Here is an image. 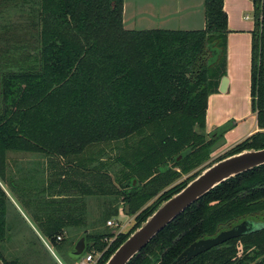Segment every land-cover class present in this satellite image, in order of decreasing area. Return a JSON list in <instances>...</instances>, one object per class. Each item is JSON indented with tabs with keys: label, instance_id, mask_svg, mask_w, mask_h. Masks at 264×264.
<instances>
[{
	"label": "trees",
	"instance_id": "trees-1",
	"mask_svg": "<svg viewBox=\"0 0 264 264\" xmlns=\"http://www.w3.org/2000/svg\"><path fill=\"white\" fill-rule=\"evenodd\" d=\"M251 1L250 106L259 130L209 165L264 147V0ZM28 2L33 42L11 41L0 55V245L7 234L8 207L13 206L6 188L20 199L36 193L32 201L39 211L34 219L56 249L64 248L66 239L56 237L64 234L65 226L86 224L73 208L63 218L54 217L52 201L37 202L51 188L24 187L17 168L9 167L10 154H40L50 167L57 164L60 173L69 170V184L78 183L76 191L104 198L99 223L117 216L119 208L135 214L134 227L126 233L116 235L106 225L90 233L77 231L67 256L84 236V253L101 252L97 264H104L161 202L209 165L143 207L167 184L166 176L178 175L172 167L188 170L232 127L230 122L205 131L208 96L226 73L223 0H203L205 27L195 30L126 29L124 0ZM114 142L124 144L123 155L115 159L122 168L114 176L73 163L93 146ZM76 175L85 176L95 189L77 181L80 176L75 180ZM140 179L145 182L140 184ZM246 219L264 221V165L203 195L127 264H169L190 243ZM0 258L8 264L1 251ZM185 264H264V228L212 247Z\"/></svg>",
	"mask_w": 264,
	"mask_h": 264
},
{
	"label": "rangeland",
	"instance_id": "rangeland-1",
	"mask_svg": "<svg viewBox=\"0 0 264 264\" xmlns=\"http://www.w3.org/2000/svg\"><path fill=\"white\" fill-rule=\"evenodd\" d=\"M248 1L250 3L249 9L244 11L243 15L247 14L249 18L254 21L253 4L251 0ZM25 2L26 0H0V55L3 54V50L5 49L6 46L8 47V43L10 44L11 41L33 42L32 34L34 30L31 24L32 5H30L31 4L30 2L26 4ZM124 2L126 5L128 3L131 4L133 3V5H135V4H142L144 0H124ZM246 89L247 86L241 84L238 88L235 89V95L231 96L232 98L226 102L230 104L234 103L235 106L238 107L237 109L239 112H242L245 107H248L251 115L252 112L249 101L247 100V98H244V95L247 92ZM240 133L241 132H239V134ZM243 134L245 133H241V136ZM123 145H124L123 143L114 142V143H105V144L93 146L87 151L86 155H83L82 158L77 161L74 160L75 162L73 163L78 165L80 168L81 167L94 168V170L96 171L105 169L114 176L115 173L119 172L122 168L121 165L117 161H115V159L116 157L123 155V151H124V149L122 148ZM228 151H229L228 148L222 146L221 148L213 152H209L207 155L199 156L196 161H192L190 163L191 167L188 170H182L178 166L172 167V170L178 171V175L176 177H172L171 175L166 176L165 179L167 181V184L157 193L151 195L150 199L147 200V202H145L143 207H148L153 203L157 202L159 198L164 195L165 192L170 191L176 184L186 179L188 180L193 175V173L203 169L204 167L209 165L212 161L216 160L219 157H222ZM8 160H9V167L17 168V178H19V183H22L24 187L31 188L36 186L39 188L45 186L51 188V190L47 192L46 195L42 194L43 196L42 195L39 196L40 199L37 202L42 203L41 201L43 202L45 201V203H48L49 201H52L50 202L51 205V203L53 202L59 203L61 202V200H63L61 202L63 205L73 208L75 213H79L81 214V216L84 217L86 226L79 224V227L74 228L75 230H80L79 233L83 229H86V233H90L92 231L103 229L105 227L106 224L99 223V220L105 210L104 198L92 194H88L87 196H85L82 194L81 191L79 190L76 191V187L78 183H74L72 185L69 184L70 177L68 175L71 176V174H69V170H68V174L67 171L60 173L61 170L57 164L55 165L54 168L52 166L50 167L48 163L49 162L48 159L40 154H35L32 156L25 154H17V155L10 154L8 155ZM62 164L65 165L66 162L64 161L62 162ZM62 169L65 168L62 167ZM84 172L86 171L84 170ZM77 177H79L77 181L79 182L85 181L86 186L91 187L92 190L95 189L94 185L91 182H89L85 178V176L82 177L81 175H76L75 180ZM144 182H145L144 179L139 180L140 184H143ZM57 196L63 198L52 199L53 197H57ZM14 197L18 202V204H22V200L20 198L16 196ZM64 197H67L68 199H64ZM13 205L15 206V203H13ZM141 209L142 207L140 208L139 211H141ZM22 210L23 209H21L20 211L22 212ZM17 212L19 215L16 213L15 214L19 216L18 220L21 222L22 225L24 224V226L29 228L30 227L29 222L24 217V214H22L18 210ZM111 218L117 219L122 223L123 227L121 229L124 231V233L129 232L134 227L135 214L126 215L125 213L122 212V208H119V214L117 216ZM249 220H253V219H249ZM31 221L34 223L32 219ZM255 222H264V221H255ZM37 230H39V228H37ZM108 230L109 232H113V233L117 232L116 228L108 227ZM36 233L33 234L31 232L30 234L27 235L30 242L36 246V248L34 249H36L35 251L37 253L34 254H36L38 259L40 260L39 264H60V262L61 264H75L74 260H72L67 256L68 253L67 249L68 247L70 248L71 244H73L72 242H74L73 240H76L77 236L75 238L72 237L70 239L66 238V241L63 243L64 244L63 249H56L53 245H52L53 249H49L50 247L48 248L45 245L44 241L48 242L49 245L51 246V240L43 236L40 230L37 231ZM25 251L23 255L20 254L21 257L16 255L17 257L14 258H8L6 255L2 253L1 254L4 260L8 261L7 262L8 264L10 260H17L19 261V264H25V262H27L26 264H33L35 258L32 257H35V255L33 253L27 254L25 253ZM9 255L10 254H8V256ZM95 256H97V253Z\"/></svg>",
	"mask_w": 264,
	"mask_h": 264
},
{
	"label": "crops",
	"instance_id": "crops-1",
	"mask_svg": "<svg viewBox=\"0 0 264 264\" xmlns=\"http://www.w3.org/2000/svg\"><path fill=\"white\" fill-rule=\"evenodd\" d=\"M125 5L124 2L123 24L126 29L195 30L201 29L205 25L203 0H144L142 4L133 5V3H128ZM249 6L250 3L248 0H223V9L227 15L228 30L226 35L225 73L227 86L224 92L217 89L216 92L209 94L207 99L205 131L210 133L215 128L231 122L232 127L223 134L225 140L224 146L228 149L242 141L244 137L246 138L259 130L256 117L252 113L250 115L248 107H245L242 112H239L238 107L234 103L230 104L226 102L232 98L231 96L235 95V89L243 84L247 86V92L244 98H247L250 104L251 30L253 29L254 21L247 14L243 15L244 11L249 9ZM239 132L245 134L241 136ZM6 193L12 204L15 203V206L10 205L8 207L6 215L8 229L6 238L0 245L1 253L8 258L17 257L16 255L21 257L26 249L25 253L27 254L37 253L35 251L36 249H34L36 246L30 242L27 235L31 232L35 234L39 231L37 230L38 226L33 216L36 213L38 214L37 203L35 204L32 201V196L36 193L27 194L30 198L25 195L21 199L22 204H18L8 188H6ZM60 198L63 197L57 196L52 199ZM70 208L60 202L51 203V210L56 218H63L64 214L70 212ZM21 209H23L22 212L20 211ZM17 210L24 214V217L29 222L30 229L24 226V224L22 225L18 220L19 214ZM73 213L75 212L73 211ZM76 227L79 226H65L64 234L60 236L64 239L75 238L79 235L77 233L78 230L74 229ZM44 243L48 248L50 247L49 249H53L52 243L51 246L46 241ZM8 254H10V257ZM34 255L35 257H32L35 258L33 264H39L40 260L36 254Z\"/></svg>",
	"mask_w": 264,
	"mask_h": 264
},
{
	"label": "water",
	"instance_id": "water-1",
	"mask_svg": "<svg viewBox=\"0 0 264 264\" xmlns=\"http://www.w3.org/2000/svg\"><path fill=\"white\" fill-rule=\"evenodd\" d=\"M226 86L227 79L222 76L218 89L224 92ZM224 145L225 140L221 137L210 147V152ZM180 157L179 155L177 160ZM262 165H264V147L246 149L212 163L190 180L182 189L161 202L145 221L134 229L115 249L104 264H127L162 229L203 195L224 181ZM261 228H264V222H255L249 219L243 220L229 229L220 231L215 236L200 238L190 243L169 264H185L212 247ZM85 247V237H80L68 256L74 260L79 258L84 253ZM0 264H4L1 258Z\"/></svg>",
	"mask_w": 264,
	"mask_h": 264
},
{
	"label": "built area",
	"instance_id": "built-area-1",
	"mask_svg": "<svg viewBox=\"0 0 264 264\" xmlns=\"http://www.w3.org/2000/svg\"><path fill=\"white\" fill-rule=\"evenodd\" d=\"M106 226L109 228H116L117 232L115 233L116 235L119 233H124V231L121 229L123 227L122 223L114 218H110L106 221ZM57 241L61 240V236L58 235L56 237ZM97 252H89V253H84L82 254L79 258L74 260L75 264H97L98 263V259L101 256V252L97 253Z\"/></svg>",
	"mask_w": 264,
	"mask_h": 264
},
{
	"label": "flooded vegetation",
	"instance_id": "flooded-vegetation-1",
	"mask_svg": "<svg viewBox=\"0 0 264 264\" xmlns=\"http://www.w3.org/2000/svg\"><path fill=\"white\" fill-rule=\"evenodd\" d=\"M229 228H231V227H229ZM229 228H225V229H222V230H226V229H229ZM222 230H221V231H222ZM219 232H220V231H219ZM219 232H218V233H219ZM215 235H216V234H215ZM215 235H214V236H215ZM210 237H211V236H210ZM206 238H207V237H206Z\"/></svg>",
	"mask_w": 264,
	"mask_h": 264
}]
</instances>
